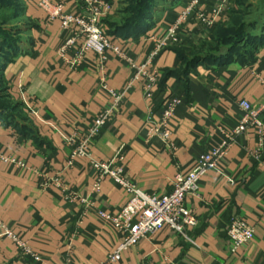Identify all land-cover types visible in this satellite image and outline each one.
<instances>
[{
    "label": "crops",
    "instance_id": "0c3cea01",
    "mask_svg": "<svg viewBox=\"0 0 264 264\" xmlns=\"http://www.w3.org/2000/svg\"><path fill=\"white\" fill-rule=\"evenodd\" d=\"M39 1L23 0L26 31L18 52L1 68L13 110H0V154L15 157L25 166L0 158V218L44 262L25 258L13 237L0 235V264H99L122 237L97 211L117 214L131 195L110 178L96 191V173L88 158H78L70 167L66 162L72 151L70 139L76 144L84 140L112 97L100 87L102 72L95 52L87 51L79 66L69 63L83 39L66 55L59 54L70 33L62 29L59 19L47 22ZM103 1L113 4L104 19L111 32L109 22L118 17L120 0ZM64 2V12L77 14L83 9L81 0ZM188 2L162 0L144 33L109 35L136 65H142L154 51L152 36L175 23ZM218 6V0L201 1V10L209 17ZM235 6L236 0H227L216 27L208 32L198 23L182 20L177 42L153 59L151 68L160 72V81L151 99L145 97L142 79L132 81L135 70L108 52V87L125 91V97L118 114L93 141V157L108 160L121 149L127 177L140 189L161 196L171 190L177 173L186 175L194 168L220 127L231 129L238 124L244 115L242 100L256 106L264 103V45L255 48L248 61L201 62L189 71L183 62L182 56L192 58L206 45ZM173 96L182 99L171 121L177 151L171 153L159 138L151 149L145 142L146 121L150 115H161ZM261 118L264 121V111ZM260 145L264 159V130L249 129L230 148L225 174L207 172L198 195L187 197V206L198 218V226L190 231L192 240L165 227L124 251L117 264H264V163L252 156ZM39 173L62 178L64 188L52 183L41 189ZM235 215L254 225L255 237L233 252L226 230Z\"/></svg>",
    "mask_w": 264,
    "mask_h": 264
},
{
    "label": "built area",
    "instance_id": "2783aa9c",
    "mask_svg": "<svg viewBox=\"0 0 264 264\" xmlns=\"http://www.w3.org/2000/svg\"><path fill=\"white\" fill-rule=\"evenodd\" d=\"M201 1L190 0L184 5V10L175 23L160 34L152 36V41L156 44L154 51L142 65H136L126 52L113 43L108 33L104 19L110 15L113 9L112 3L103 0H81L82 11L77 14H71L64 12V0H56L55 2L51 0L39 1V7L46 12L47 22L50 23L59 19L62 29L70 33L69 38L60 47L59 54L62 56L66 55L69 48L72 49L77 41L83 39L82 46L69 63L79 66L86 60L87 51L95 52L98 69L102 72L99 80L100 87L112 97L111 105L101 110L94 118L84 140L76 144L74 139H70L69 144L72 147V151L68 162H66L67 166L70 167L76 163L75 161L78 158H88L91 167L96 173L97 180L94 184L96 191L101 189L104 179L110 178L117 186L131 195V198L127 200L117 214L107 213L104 210L97 211L98 216L111 225L122 237L119 245L99 264L119 263L124 251L138 245L143 238L150 237L165 227L171 228L188 241L192 240L190 231L198 226V218L195 211L187 206V197L198 195L201 181L207 172L217 171L222 175L225 174L226 157L230 148L240 136L251 128H255L258 133H263L264 121L261 118V113L264 111V103L256 106L247 100H242L240 106L244 110V115L238 124L231 129L220 127L218 136L213 137V143L210 148L199 155L194 168L186 175L177 173L172 180L171 190L161 196L140 189L127 177L124 166L125 156L121 149L108 160H99L92 155L93 141L100 135L105 125L118 114L117 112L125 97V91H117L108 87L105 73L108 52L113 51L135 70L132 81L142 79L145 97L147 99L153 98L154 90L160 81V72L156 68H151L153 59L165 47H170L171 44L177 42V33L182 20L188 19L194 24H200L203 32L213 30L227 0H218L219 6L215 10L213 17H209L201 10ZM262 83L264 84V80H262ZM181 103L182 99L180 97L173 96L164 104L161 115H150L148 117L145 140L148 147L154 149V139L159 138L164 147L171 153L177 151V146L171 139V121L175 116L177 107ZM262 150L263 148L260 145L253 151L252 156L257 160H262L264 163ZM0 158L18 166H25V163L12 156L0 154ZM39 176L41 178L39 185L43 190L48 189L52 183L64 188V183L60 177L56 179L50 178L44 173H39ZM230 181H233V179H230ZM83 201L87 203V200L83 199ZM87 204L89 205V203ZM0 229L4 231L0 235L13 237L22 256L39 263L44 262L41 254L34 252L26 242L13 235L1 218ZM226 233L228 239L232 241V251L236 252L239 247L254 239L255 227L247 218L235 215L230 220ZM72 255L71 251L69 255L70 261L72 260Z\"/></svg>",
    "mask_w": 264,
    "mask_h": 264
},
{
    "label": "rangeland",
    "instance_id": "374dc122",
    "mask_svg": "<svg viewBox=\"0 0 264 264\" xmlns=\"http://www.w3.org/2000/svg\"><path fill=\"white\" fill-rule=\"evenodd\" d=\"M10 2L12 5L9 6ZM154 4V10L162 3V0H120L117 24H124L126 21L137 18L139 12ZM8 4V5H7ZM24 19L23 0H0V59L4 60L10 54L9 43L22 41V32L26 31L27 25ZM242 31L247 38L239 42L235 32ZM264 33V0H236L235 11L224 25L215 30L205 47L199 50L201 55L210 53L229 54L239 56L250 48L251 35ZM6 41L8 43H6ZM5 83L0 71V105H12L6 94Z\"/></svg>",
    "mask_w": 264,
    "mask_h": 264
},
{
    "label": "trees",
    "instance_id": "16d2710c",
    "mask_svg": "<svg viewBox=\"0 0 264 264\" xmlns=\"http://www.w3.org/2000/svg\"><path fill=\"white\" fill-rule=\"evenodd\" d=\"M147 2V0H146ZM8 5V4H7ZM12 5L10 2L9 6ZM154 4L150 3L149 6L143 8L140 12L137 18H133L131 20L126 21L124 24L120 25L117 24L115 21L109 22L110 25V31L108 33H117L121 34L124 36L128 35H136V34H141L144 33L145 31L148 30V27L151 25V18H152V11ZM221 27V26H220ZM218 27V28H220ZM217 28V29H218ZM216 29V30H217ZM235 36H237L238 41H246L249 38L246 36L242 31L235 32ZM252 41L250 48L246 49L245 52L241 53L239 56L233 53L229 54H215V53H210L206 55H201L199 51H197L195 54H193L192 58L182 56L184 64H186L187 71H189L193 66L196 64H199L201 62L203 63H211V62H220L222 60H230L233 58H238L242 61H248L251 60L254 56V49L258 48L262 45H264V33L260 35H251ZM6 43H8L6 41ZM207 44V43H206ZM10 48H11V53L7 55V57H4V60L0 59V71L1 68L5 65L7 61L11 59V57L18 52V41H14L13 43H9ZM206 46V45H205ZM204 46V47H205ZM2 109H7V110H13L12 106L10 105H0V110Z\"/></svg>",
    "mask_w": 264,
    "mask_h": 264
}]
</instances>
